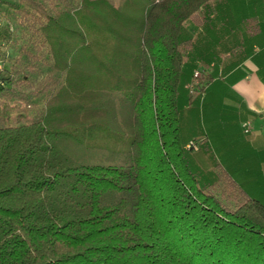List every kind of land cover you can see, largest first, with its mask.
Listing matches in <instances>:
<instances>
[{
    "label": "trees",
    "instance_id": "trees-1",
    "mask_svg": "<svg viewBox=\"0 0 264 264\" xmlns=\"http://www.w3.org/2000/svg\"><path fill=\"white\" fill-rule=\"evenodd\" d=\"M212 1L1 0L0 264H264V204L220 200L180 140Z\"/></svg>",
    "mask_w": 264,
    "mask_h": 264
},
{
    "label": "crops",
    "instance_id": "crops-1",
    "mask_svg": "<svg viewBox=\"0 0 264 264\" xmlns=\"http://www.w3.org/2000/svg\"><path fill=\"white\" fill-rule=\"evenodd\" d=\"M186 28L192 35V49L188 54L196 65L208 69L203 78L206 91L202 100L191 97L193 103L183 105L186 124L195 120L194 102H202L212 119L224 108H229L236 116L234 117L237 126L244 131L248 130V133L251 130L249 143L256 146L255 153H250L248 159L262 160L264 0H231V3L214 0L204 10L198 11L194 18L188 20ZM208 78L211 80H207ZM189 81L190 79H187L183 84L188 97L186 85ZM184 139L186 145L191 139L203 143L207 137L194 138L186 133ZM225 153H228V150ZM191 154H194L195 163L201 169L197 160L208 157L206 151L199 146Z\"/></svg>",
    "mask_w": 264,
    "mask_h": 264
},
{
    "label": "rangeland",
    "instance_id": "rangeland-1",
    "mask_svg": "<svg viewBox=\"0 0 264 264\" xmlns=\"http://www.w3.org/2000/svg\"><path fill=\"white\" fill-rule=\"evenodd\" d=\"M221 1L231 3V0ZM145 2L146 0H129L130 4L125 8L127 11L134 9V12L140 13ZM0 6L4 7L1 0ZM14 29L16 34L15 44L8 46V60L3 65L6 71L11 68L12 62L19 57L20 49L18 48L27 38V35L23 36L20 29L16 27ZM47 71L48 68L43 67L41 75L31 73L27 82L20 88L23 91L30 90V87L33 88ZM12 101L14 99L10 100V102ZM27 103L29 104L28 114L32 115L41 109L43 99L41 96H35L29 101H22V104ZM193 110L195 120L193 123L186 124L183 116L185 110L182 109L180 140L182 142L185 140L186 133L189 136H194V138L207 137V139H204L205 142L198 143V147L200 146L201 149L205 150L209 158H201L197 162L201 166L202 173L209 181L211 183L215 182L214 193L220 200L230 206L237 205L240 197L253 198L264 204V158L262 160L248 159L250 153H255L254 146H256L249 143L251 130L248 133V130L244 131V129L239 128L236 124V116L229 108H224L220 113H217L215 119L209 117L202 102H194ZM226 150H228V153H225ZM191 155L194 160V154ZM242 158L246 159L243 160ZM206 168L210 170H205Z\"/></svg>",
    "mask_w": 264,
    "mask_h": 264
},
{
    "label": "built area",
    "instance_id": "built-area-1",
    "mask_svg": "<svg viewBox=\"0 0 264 264\" xmlns=\"http://www.w3.org/2000/svg\"><path fill=\"white\" fill-rule=\"evenodd\" d=\"M207 71V67L204 68L202 65H197L192 71L190 81L186 85V90L190 97L202 100L204 89H206V82L203 78L207 74ZM185 148L190 149L191 151H196L198 149V141L191 139L186 143Z\"/></svg>",
    "mask_w": 264,
    "mask_h": 264
}]
</instances>
